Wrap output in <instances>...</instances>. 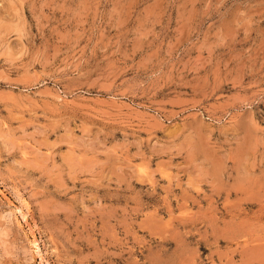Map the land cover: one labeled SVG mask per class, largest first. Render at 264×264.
<instances>
[{
  "label": "rangeland",
  "instance_id": "rangeland-1",
  "mask_svg": "<svg viewBox=\"0 0 264 264\" xmlns=\"http://www.w3.org/2000/svg\"><path fill=\"white\" fill-rule=\"evenodd\" d=\"M0 264H264V0H0Z\"/></svg>",
  "mask_w": 264,
  "mask_h": 264
}]
</instances>
